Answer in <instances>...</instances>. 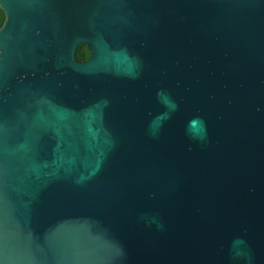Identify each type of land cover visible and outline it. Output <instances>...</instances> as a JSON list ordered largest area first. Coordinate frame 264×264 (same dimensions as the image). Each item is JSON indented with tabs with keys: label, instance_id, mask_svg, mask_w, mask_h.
Instances as JSON below:
<instances>
[{
	"label": "water",
	"instance_id": "water-1",
	"mask_svg": "<svg viewBox=\"0 0 264 264\" xmlns=\"http://www.w3.org/2000/svg\"><path fill=\"white\" fill-rule=\"evenodd\" d=\"M0 10V264H264V0Z\"/></svg>",
	"mask_w": 264,
	"mask_h": 264
},
{
	"label": "rangeland",
	"instance_id": "rangeland-1",
	"mask_svg": "<svg viewBox=\"0 0 264 264\" xmlns=\"http://www.w3.org/2000/svg\"><path fill=\"white\" fill-rule=\"evenodd\" d=\"M0 22H3V13L1 12V10H0ZM75 54L76 56L81 57L85 61L89 56V51L84 45H79L75 50Z\"/></svg>",
	"mask_w": 264,
	"mask_h": 264
},
{
	"label": "trees",
	"instance_id": "trees-1",
	"mask_svg": "<svg viewBox=\"0 0 264 264\" xmlns=\"http://www.w3.org/2000/svg\"><path fill=\"white\" fill-rule=\"evenodd\" d=\"M0 23H2V22H0ZM74 58H75V60H77L79 62H83L84 61L81 57L76 56V54H74Z\"/></svg>",
	"mask_w": 264,
	"mask_h": 264
}]
</instances>
